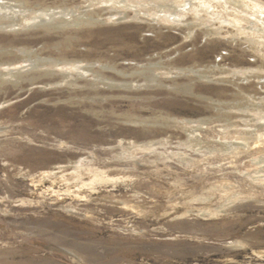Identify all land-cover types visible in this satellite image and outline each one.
Listing matches in <instances>:
<instances>
[{
	"label": "rangeland",
	"instance_id": "obj_1",
	"mask_svg": "<svg viewBox=\"0 0 264 264\" xmlns=\"http://www.w3.org/2000/svg\"><path fill=\"white\" fill-rule=\"evenodd\" d=\"M3 1L0 264H264V39Z\"/></svg>",
	"mask_w": 264,
	"mask_h": 264
},
{
	"label": "bare ground",
	"instance_id": "obj_2",
	"mask_svg": "<svg viewBox=\"0 0 264 264\" xmlns=\"http://www.w3.org/2000/svg\"><path fill=\"white\" fill-rule=\"evenodd\" d=\"M6 7H9L8 3L0 0V10ZM10 9L12 13L19 11L12 7ZM115 9H117L116 6ZM133 11L137 17H140L138 15L142 13V16L145 15L146 18L149 17V19L151 18L157 23L165 22L170 27L180 31L185 29L190 32L197 29L206 36H212L214 34L220 35L223 26L230 25L236 28L239 34L248 35L250 33L253 36L257 35L264 39V4L256 0H142ZM41 17H34V21L40 19L39 22L44 23L45 20ZM11 25L6 23V26ZM6 26L0 25L2 28ZM248 41L251 43L255 42L252 36H250ZM259 43L264 46V41ZM256 49L258 50V47ZM56 64L53 63L54 66ZM15 70L17 71V67L9 69L12 72ZM83 72L86 73L85 70ZM141 77L146 79V76L141 75ZM127 84L129 85V82ZM57 168L64 170L65 166H58Z\"/></svg>",
	"mask_w": 264,
	"mask_h": 264
}]
</instances>
